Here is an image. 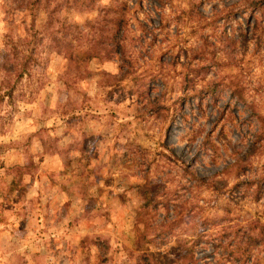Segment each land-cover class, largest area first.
I'll list each match as a JSON object with an SVG mask.
<instances>
[{
	"label": "rangeland",
	"instance_id": "obj_1",
	"mask_svg": "<svg viewBox=\"0 0 264 264\" xmlns=\"http://www.w3.org/2000/svg\"><path fill=\"white\" fill-rule=\"evenodd\" d=\"M263 224L264 0H0V264H264Z\"/></svg>",
	"mask_w": 264,
	"mask_h": 264
},
{
	"label": "trees",
	"instance_id": "obj_2",
	"mask_svg": "<svg viewBox=\"0 0 264 264\" xmlns=\"http://www.w3.org/2000/svg\"><path fill=\"white\" fill-rule=\"evenodd\" d=\"M44 1H46V0H44ZM125 4H126L125 2H123L121 4L123 6L121 8L122 9L121 13L119 15H116L115 17H113V25L116 26L117 30L115 32H113V34L110 38H108V41L110 44H106L108 47H110V49L113 53H118L119 49H121L120 48L121 42L118 39V37H116V34L118 32V27L121 24H123L124 21L126 20L125 19L126 14L123 12ZM259 5H260L259 2L254 3L255 8L258 7ZM79 33H80V31H78V34H77L78 37L77 38H79V36H80ZM98 38L99 39H97V40L90 39V41L92 43H89L87 46H82L81 49L69 47V44H71V41L73 42V40H68V43L62 44L61 47L59 48V50L64 52L65 58H67L68 60H73L75 63L86 61V60H89L91 58L98 57L100 55V53H103L100 51V49L104 48L103 40H102L103 37H101V35H99ZM123 55L124 54H118V57L121 58V57H123ZM23 58L25 59V58H27V56H24ZM121 59H123V58H121ZM257 118L260 119L259 116H257ZM256 186L259 187V185H256ZM263 231H264V224L261 225V227H260V232H263Z\"/></svg>",
	"mask_w": 264,
	"mask_h": 264
},
{
	"label": "clouds",
	"instance_id": "obj_3",
	"mask_svg": "<svg viewBox=\"0 0 264 264\" xmlns=\"http://www.w3.org/2000/svg\"><path fill=\"white\" fill-rule=\"evenodd\" d=\"M105 2H107V0H105ZM107 72L108 78H118L121 75L120 69L115 64L107 66Z\"/></svg>",
	"mask_w": 264,
	"mask_h": 264
}]
</instances>
